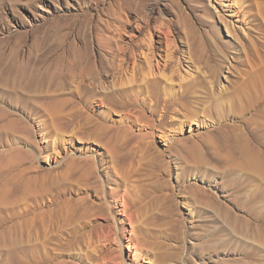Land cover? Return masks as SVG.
I'll return each mask as SVG.
<instances>
[{"label": "rangeland", "instance_id": "obj_1", "mask_svg": "<svg viewBox=\"0 0 264 264\" xmlns=\"http://www.w3.org/2000/svg\"><path fill=\"white\" fill-rule=\"evenodd\" d=\"M262 32L264 0H0V264H264V175L228 156ZM149 39L154 89L116 67Z\"/></svg>", "mask_w": 264, "mask_h": 264}, {"label": "bare ground", "instance_id": "obj_2", "mask_svg": "<svg viewBox=\"0 0 264 264\" xmlns=\"http://www.w3.org/2000/svg\"><path fill=\"white\" fill-rule=\"evenodd\" d=\"M262 35L264 36V33ZM151 44L152 41L149 39L148 46L145 49L146 52L144 51L141 52L139 58H137V54H130V57H127L128 56L127 54L124 55L120 54L119 62L116 65V67L119 68L121 71L127 72L126 68L129 69V67L127 66H130L131 60H133L130 70V73L132 74L131 76L135 74L141 76L142 80L146 83V85L154 89L157 87V80H158L157 75L160 74V71H159V61H158L159 59L157 60L158 55L155 54V50H154L156 48L154 47L153 49ZM140 59L145 63L144 65L139 64ZM154 61L157 62L153 64ZM72 64L74 65L71 68L73 70L72 72V74L74 75L73 77H79L80 82H85L88 80L92 86L98 85L103 82L102 77L104 75H102V72H100L101 66L103 65V60L101 59L94 60L90 57V61L89 60L83 61V57H80L78 59V62H74ZM247 64H248L246 66L247 68L246 70H244V80L242 81L241 86L237 89L238 92H236L233 95L235 101L238 102L237 113H241L243 115L242 124L244 125L243 130L245 133H243V139H241L242 141L238 142V144L230 148L231 152L228 156L230 158L232 157L233 160H237L238 163H240L241 167L247 172L255 173L258 176L259 175L262 176L264 175V61H259V64L256 65L255 64L251 65L249 63ZM84 65H86L85 66L86 69L83 68ZM179 112L180 111L175 110L174 114H178ZM58 119L59 118L54 119L52 120V122H56V120ZM97 140L99 141V139ZM55 143L56 142H54L53 144ZM88 158L86 157L80 160L81 165L82 164H84V166L86 165L88 169L81 168L82 166H79L75 161L71 163V166L75 167L77 170L80 171L83 177L82 179L85 183H87L90 180V178H94L96 180V185L99 193V196H97V198L101 200H106L108 195L107 189L105 190L101 182H99L94 161L91 160V158L90 159ZM49 190H51V193L53 192L50 187H45V185L42 184L41 185L39 184L36 187V200H37L36 202L38 206L41 207V203H42L41 198H43V195L50 193ZM111 194H114V191L113 193L110 192V195ZM111 196H112L111 198H114L113 195ZM121 198L123 199L121 206L123 212L126 213L129 209L128 205H130V202L129 201L125 202L124 198L123 197ZM52 199L53 196L51 195V201L53 202ZM102 205L104 204H101V206ZM101 206H99V208ZM111 208L113 210V206ZM106 209L109 210V207H107ZM99 214H104V213L100 211ZM106 217H108L107 213H106ZM129 221L131 224L133 223L131 218L129 219ZM107 240L108 239H106V241ZM132 243H133L134 256L135 257L137 256V259L142 260V258H144L146 255L142 250V246L141 243L138 241V238L134 237ZM94 252H95V256L92 257V259L99 260L100 258L98 257H100L99 255L101 253V248H99L98 246V249L95 250ZM119 257L120 256L114 257L112 259L113 263H116L114 261L118 260L119 262L117 264H122V262H120ZM50 259L47 260L46 262H49ZM54 264H76V263L72 261H59Z\"/></svg>", "mask_w": 264, "mask_h": 264}]
</instances>
